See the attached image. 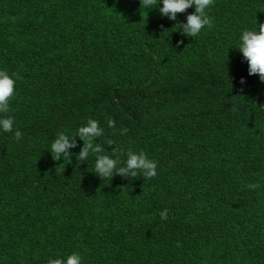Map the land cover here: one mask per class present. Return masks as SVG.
<instances>
[{"label": "trees", "instance_id": "16d2710c", "mask_svg": "<svg viewBox=\"0 0 264 264\" xmlns=\"http://www.w3.org/2000/svg\"><path fill=\"white\" fill-rule=\"evenodd\" d=\"M115 4L123 3L0 0V70L15 80L6 114L13 132L0 130V264H48L72 253L81 264H264V129L257 156L236 145L239 124L264 125V83L248 75L236 50L242 31L264 22V0L218 1L206 10L212 27L196 37L171 29L194 8L171 21L158 7L128 0L130 11L144 15L117 28L100 18L102 7ZM50 5L51 17L18 32L53 30L59 43L51 48L65 51L62 63L2 43L1 19ZM181 107L189 109L183 118L163 121V111ZM89 119L103 129L94 145L112 157L113 148L136 153L131 147L141 144L156 176L116 173L94 182L97 192L80 194L94 170L91 153L48 175L49 144ZM75 140L80 150L83 141Z\"/></svg>", "mask_w": 264, "mask_h": 264}, {"label": "clouds", "instance_id": "9594fccd", "mask_svg": "<svg viewBox=\"0 0 264 264\" xmlns=\"http://www.w3.org/2000/svg\"><path fill=\"white\" fill-rule=\"evenodd\" d=\"M214 0H160L157 6V0H139V8L154 9L158 7V12L161 17H167L171 21L177 20V14L185 13L189 8H194L192 13L186 15V23L177 22L172 25L184 37H196L201 30L206 26L212 27V19L207 14V9L212 6ZM163 28V25H161ZM169 29L164 30L167 31ZM183 44V40L176 42L177 47ZM242 54L244 60L247 61L248 75H257L259 81L264 83V22L257 24L256 30H244L239 37V46L236 48ZM19 79L18 74L14 73ZM240 83L244 84L243 77ZM15 80L9 76L6 70H0V130L3 132H13L14 119L6 115L10 111V101L15 95ZM243 91V89H240ZM264 108V105H259ZM107 125L110 128L115 127V121L111 118L107 119ZM127 129L121 130V135L125 134ZM103 129L99 126V122L89 119L85 126L77 129L76 133L69 137L63 132L59 133L57 138L51 143L50 151L53 161H60L63 157V162L71 163V154L68 149L76 147L75 137L78 136L83 141V146L80 149L78 159L84 161L89 154H94V173L101 178V180H111L113 175L118 173L122 177L128 176L137 178L142 175L144 179H152L156 176V162L147 157L144 152L134 153L131 149L123 152L122 149L114 148L113 151L120 155H126V160L121 162L119 159L104 155V150L100 144H93L94 138L101 137ZM15 139L19 141L22 133L19 130L14 132ZM65 164V165H66ZM118 165H122L119 166ZM115 170V172H114ZM249 189L258 188V184L246 185ZM168 210L164 209L160 212L161 220L168 219ZM48 264H81V257L77 253L67 255V257H60L49 259Z\"/></svg>", "mask_w": 264, "mask_h": 264}, {"label": "rangeland", "instance_id": "374dc122", "mask_svg": "<svg viewBox=\"0 0 264 264\" xmlns=\"http://www.w3.org/2000/svg\"><path fill=\"white\" fill-rule=\"evenodd\" d=\"M128 1V0H120L121 3H123L122 5L120 4H115V5H109V6H104L101 9V20L105 21V22H110V23H119L116 24V27L121 28V22H130L131 20H133L135 17H140V15H144V13H142V9H138L136 11H130L129 8L124 5V3ZM218 1L221 4L222 0H214L213 5L218 4ZM212 5V6H213ZM48 7H46L43 11H41L38 8H35L32 11H24V15L18 16V17H12V18H8V19H1L6 27L4 29L5 33L3 34L2 37V43L8 47L9 49L11 48L12 50H18L20 48H22V50L26 49V47L28 48H35L37 51L40 52V57L42 58V62H46V63H62L64 61V59L66 58L65 55V51L62 50V48H60L59 51L53 50L51 47L55 45V42H57L58 40V35H53L52 31L53 30H49L46 31L44 33L41 32V29L39 30L38 33H20L18 32L19 28H27L29 29L31 27L30 25V21L36 20L37 17H42L44 20L48 19V17L50 16V7L47 9ZM65 21V20H64ZM60 22V21H59ZM61 24V23H60ZM62 34V33H61ZM60 34V35H61ZM59 43V40H58ZM47 44V45H46ZM7 48V49H8ZM189 111V109L185 108V107H181V108H176V109H172L170 111H163L164 113L162 114V119L163 121H169L170 119H179V118H183L186 113ZM242 123H247V122H242ZM149 127H147L148 129ZM237 128V126H236ZM263 129H264V125L262 123L258 124H253V123H248V125L243 124L240 126H238L237 128V139L238 141L236 142V145L238 146V152L240 153L244 148H246V146H248L249 148L245 149V153L244 151L241 152V155L243 154L245 157H247L248 155H258L261 149V144H262V137H263ZM197 131H201L203 132V129L198 128ZM66 135H68L69 137L73 136L75 134V132H67L64 133ZM242 136V138L244 139V144L241 142V140L238 138ZM57 138V136H56ZM76 138V137H75ZM142 143V142H141ZM51 144H49L50 147ZM223 145V143H222ZM141 146V144H138V149L137 148H133L136 150V153L138 154L139 151H144L143 149H140L139 147ZM73 153L71 148L68 149V152L71 154V162L72 160H79L78 157L76 155H78L77 153L80 152L79 147L76 146ZM114 149V148H113ZM112 149V150H113ZM109 151H105L104 150V155H109L108 153ZM111 152V151H110ZM123 152H127V151H123ZM112 154V158H116L117 159V152L114 153H110ZM124 159H126V155H123ZM122 159V160H124ZM66 161L63 162V157L61 158L60 161H55L52 162V164L49 167V172H46L48 175H52L54 173V170L56 171V173H59V170L62 167H65ZM94 164V163H93ZM92 164V166H93ZM91 167V166H90ZM91 172V173H90ZM88 177L85 178L83 180V182L85 183L84 185H88L89 184V188H81V189H77L78 193L80 194H86V192H88L89 194H93L94 192H97L98 189L95 188L93 186L94 182H97L98 185L99 183H105L106 181H108V179L105 180H101L100 177H98L95 173L94 170L93 171H88ZM114 176V175H113ZM117 177V176H114ZM113 178V177H112ZM88 180H90V182H88ZM102 183V185H103ZM137 189V188H136ZM106 191V190H104ZM109 191V190H108ZM110 194V193H109ZM85 197V196H83Z\"/></svg>", "mask_w": 264, "mask_h": 264}]
</instances>
